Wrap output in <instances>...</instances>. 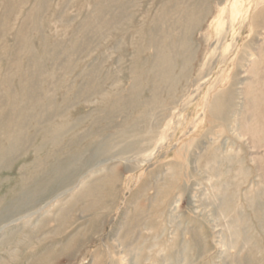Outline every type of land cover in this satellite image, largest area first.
<instances>
[{"label":"rangeland","instance_id":"rangeland-1","mask_svg":"<svg viewBox=\"0 0 264 264\" xmlns=\"http://www.w3.org/2000/svg\"><path fill=\"white\" fill-rule=\"evenodd\" d=\"M0 264H264V0H0Z\"/></svg>","mask_w":264,"mask_h":264}]
</instances>
